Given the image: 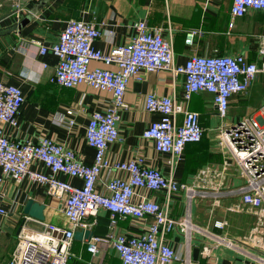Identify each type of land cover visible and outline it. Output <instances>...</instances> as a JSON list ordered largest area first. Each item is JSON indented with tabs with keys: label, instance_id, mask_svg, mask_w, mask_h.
I'll list each match as a JSON object with an SVG mask.
<instances>
[{
	"label": "crops",
	"instance_id": "0c3cea01",
	"mask_svg": "<svg viewBox=\"0 0 264 264\" xmlns=\"http://www.w3.org/2000/svg\"><path fill=\"white\" fill-rule=\"evenodd\" d=\"M16 3L20 5L19 10L15 8ZM231 5L232 0H0V81L19 87L25 96L18 127L12 129L0 124L4 134L12 141L36 142L41 137L51 138L90 165L94 151L85 142L84 129L90 113L107 105L111 95L85 85L67 89L50 83L57 59L51 53L39 55L36 43L48 47L57 43L66 22L80 20L95 23L101 29L102 36L93 46L107 52L114 45L127 43L135 35L134 25L143 20L149 27L161 28L164 38L171 36L178 66L184 65L193 54L243 55L261 66L264 64V12L249 9L244 16L232 19ZM190 29L197 30L198 34L188 47L184 38L185 31ZM42 63L47 67L43 68ZM91 67L103 65L93 62ZM261 85L264 86V72L256 75L246 92L231 98L229 112L250 107ZM148 93L175 94L181 102L182 77L173 80L167 72H156L142 73L140 80H130L124 94L125 107L119 113V141L108 148L107 158L125 161L142 156L147 165L158 168L165 176L172 175L180 185L194 191L189 199L180 189L170 200L171 217L176 220L187 217L192 225L188 235L178 229L167 235L168 245L179 257L172 264L261 263L258 260L264 258V243L249 236L259 220L254 219L252 207L242 203L240 188L245 185V179L239 167L218 144L220 119L211 95L193 94L186 104L188 110L199 114L204 134L200 142L186 145L181 159L170 166L169 156L157 153L151 141L142 138L149 124L159 119L158 115L144 110ZM258 103V108L247 116L260 112L264 100ZM68 110L73 111V125L69 124ZM181 120L179 116L178 122ZM33 168L48 173L41 163H34ZM57 178L73 185L81 184L78 179L62 174ZM1 193L0 204L8 215L0 217V264L9 261L15 248L28 199L45 205L44 216L46 211L58 213V225L68 226L60 200L50 196L44 186L27 179L16 183L6 178ZM147 196L161 204L164 201L162 192H149ZM195 197L204 201L194 204ZM86 222L94 223L90 230L100 238L96 243L97 253L87 252L86 241L73 240L67 264H122L107 239L109 214L102 210ZM216 222H223L224 226L216 228ZM149 223L150 218L143 222L121 219L114 232L138 236ZM218 238L232 243L233 247L218 242ZM204 248L208 249L207 254H203Z\"/></svg>",
	"mask_w": 264,
	"mask_h": 264
},
{
	"label": "built area",
	"instance_id": "2783aa9c",
	"mask_svg": "<svg viewBox=\"0 0 264 264\" xmlns=\"http://www.w3.org/2000/svg\"><path fill=\"white\" fill-rule=\"evenodd\" d=\"M15 8L19 10L20 5L16 3ZM249 9L264 12V0H232V19L244 16ZM134 29L135 35L127 43L114 45L107 52L93 46L102 36L101 29L95 23L80 20L67 21L57 43L49 47L36 43L39 55L51 53L57 59L50 83L67 89L85 85L111 95L107 105L90 113L84 129L85 142L94 151L90 165L48 137L36 142L10 140L2 126L18 127L25 96L19 87L0 81V198L6 178L16 183L27 179L44 186L50 196L60 200L68 223L62 227L24 216L6 264H67L75 232L90 230L94 223L86 219L96 217L102 210L109 214L108 242L122 264H172L179 260L168 245L167 235L176 229L188 235L192 225L187 217L180 220L171 217L170 200L180 189L189 199L194 191L180 185L172 175L165 176L158 168L147 165L142 156L125 161L107 158L108 148L119 141V113L125 107L127 85L132 79L140 80L142 73L167 72L173 80L182 77L181 102L175 94L154 93L146 94L143 102L144 110L159 119L149 124L142 138L151 141L157 153L168 155L167 162L173 166L183 156L186 145L200 142L204 134L199 114L186 107L192 95L210 94L220 121H224L231 98L247 91L256 75L264 72V64L257 66L243 55L193 54L184 65L178 66L171 36L164 38L161 28L149 27L143 20ZM197 34L195 29L185 31L184 42L188 47L193 45ZM93 62L103 67H91ZM42 67L47 65L42 63ZM67 115L73 125V111L68 110ZM218 144L231 155L245 179L240 188L242 203L252 208L264 207V107L235 124H222L218 128ZM34 163H41L48 173L34 169ZM59 174L78 179L81 184L60 180ZM149 192L164 193L163 203L149 198ZM6 215L8 211L0 204V217ZM126 218L142 222L150 218L151 223L138 236L115 233L118 221ZM258 225L253 238L264 243V224L259 220ZM214 226L222 228L224 223L216 222ZM99 240L92 237L86 241L87 252L96 254ZM217 241L233 247L221 238ZM207 253L204 248L203 254ZM258 261L264 264V258Z\"/></svg>",
	"mask_w": 264,
	"mask_h": 264
},
{
	"label": "rangeland",
	"instance_id": "374dc122",
	"mask_svg": "<svg viewBox=\"0 0 264 264\" xmlns=\"http://www.w3.org/2000/svg\"><path fill=\"white\" fill-rule=\"evenodd\" d=\"M261 99H263L264 100V86H259L258 87V90H257V93L255 94V97H254V101H253V103L251 104V106L250 107H252L251 109H250V107H242V108H240V109H237V111L235 112V111H232V112H229L228 111V114H227V118L226 119H224V121H219L220 123H219V127L222 125V124H224V123H226V124H228V126H230V125H232V124H235L240 118H242L243 117V115H249V114H251V113H253L254 112V110L253 109H255V108H258V102H259V100H261ZM218 127V128H219ZM174 195V194H173ZM186 199V198H185ZM204 201L203 199H201V198H199V197H195L194 199H193V203L194 204H197V202L198 201ZM186 201V200H185ZM222 209H220V210H218V212L219 211H221ZM252 210H253V217H254V219L257 221V218H258V220H260L263 224H264V207H262V208H260V209H258V208H252ZM261 212H263V214H262V216H261ZM45 220H46V222H50V223H52V224H54V225H58V222H57V219H56V215H59L58 213H51V214H49L47 211L45 212ZM63 217V216H62ZM64 218V217H63ZM64 219H66V218H64ZM29 226L30 227H34V228H36V226L34 225V224H29ZM60 226V225H59ZM258 226L259 225H256L254 228H253V230H251V232L252 233H250V237L251 238H253L254 237V235H253V233L256 231V229L258 228ZM254 239V238H253ZM229 249H231V250H233V251H235L236 252V249H234V248H229ZM259 264H261V263H259Z\"/></svg>",
	"mask_w": 264,
	"mask_h": 264
},
{
	"label": "water",
	"instance_id": "95a60500",
	"mask_svg": "<svg viewBox=\"0 0 264 264\" xmlns=\"http://www.w3.org/2000/svg\"><path fill=\"white\" fill-rule=\"evenodd\" d=\"M31 16L32 13L28 15L27 19H25L24 22H26ZM143 87L144 88L146 87L145 84ZM44 209H45L44 204H39L32 199H28L24 205L22 214L24 216H28L33 219L43 221L45 219ZM92 237H97V236L94 235L93 231L91 230H80V231H76L74 234V240L77 241H89Z\"/></svg>",
	"mask_w": 264,
	"mask_h": 264
},
{
	"label": "bare ground",
	"instance_id": "6f19581e",
	"mask_svg": "<svg viewBox=\"0 0 264 264\" xmlns=\"http://www.w3.org/2000/svg\"><path fill=\"white\" fill-rule=\"evenodd\" d=\"M190 228V227H189Z\"/></svg>",
	"mask_w": 264,
	"mask_h": 264
}]
</instances>
